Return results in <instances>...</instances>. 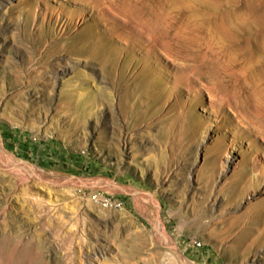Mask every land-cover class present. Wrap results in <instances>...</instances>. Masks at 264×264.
Here are the masks:
<instances>
[{
    "label": "rangeland",
    "instance_id": "374dc122",
    "mask_svg": "<svg viewBox=\"0 0 264 264\" xmlns=\"http://www.w3.org/2000/svg\"><path fill=\"white\" fill-rule=\"evenodd\" d=\"M62 6L0 0V231L36 237L46 264H264L247 235L264 231L262 140L91 14L63 31ZM11 241L0 264H33Z\"/></svg>",
    "mask_w": 264,
    "mask_h": 264
},
{
    "label": "bare ground",
    "instance_id": "6f19581e",
    "mask_svg": "<svg viewBox=\"0 0 264 264\" xmlns=\"http://www.w3.org/2000/svg\"><path fill=\"white\" fill-rule=\"evenodd\" d=\"M65 1L73 8L58 10L64 19L63 31L91 14L110 35L123 36L144 55L153 54L158 78H165L163 73L168 72L163 59L175 63L180 70L174 73L177 83L190 91H204L213 113L231 112L236 125L229 130L234 136L249 131L264 143V10L255 5L256 0ZM223 6L234 9L225 12ZM119 23L126 28L118 29ZM203 23L213 27L207 30ZM79 44L72 50L80 54ZM84 95L80 98L78 94L80 101ZM258 155L250 176L254 183L264 179V150ZM9 235L0 231V257H5L13 239L24 244L22 253H32L33 264H46L40 259L36 237ZM247 235L248 246H253L264 238V231H248Z\"/></svg>",
    "mask_w": 264,
    "mask_h": 264
},
{
    "label": "built area",
    "instance_id": "2783aa9c",
    "mask_svg": "<svg viewBox=\"0 0 264 264\" xmlns=\"http://www.w3.org/2000/svg\"><path fill=\"white\" fill-rule=\"evenodd\" d=\"M92 201L103 208L107 209H121L122 203L118 199H114L111 196H108L102 192L95 191L91 195Z\"/></svg>",
    "mask_w": 264,
    "mask_h": 264
}]
</instances>
